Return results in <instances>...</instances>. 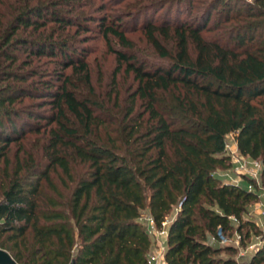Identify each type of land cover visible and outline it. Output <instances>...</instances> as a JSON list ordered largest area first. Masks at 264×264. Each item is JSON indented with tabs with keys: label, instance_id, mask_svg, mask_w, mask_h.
I'll return each mask as SVG.
<instances>
[{
	"label": "trees",
	"instance_id": "16d2710c",
	"mask_svg": "<svg viewBox=\"0 0 264 264\" xmlns=\"http://www.w3.org/2000/svg\"><path fill=\"white\" fill-rule=\"evenodd\" d=\"M70 1L18 0L6 20L0 17V247L23 264H150L144 213L161 228L175 210L167 264H239L222 252H236L239 246L228 241L236 232L242 241L249 236L243 228L254 225L246 215L260 186L244 175L256 186L250 190L220 171L232 165L227 136L233 133L239 152L260 161L264 189V25H209L221 2L232 10L227 0H211L198 24L143 26L168 63L149 65L111 46L118 68L125 65L138 81L125 137L116 139L104 136L111 125L94 102L70 87L74 73L90 80L84 52L75 59L76 41L42 29L48 22L74 24L60 8ZM250 5L252 15L264 17V0ZM102 26L131 49L121 25ZM215 29L217 35H207ZM57 54L53 77L24 69ZM37 73L41 78L31 81ZM164 93L172 99L164 101ZM27 98L55 110L39 148L27 140L39 126L32 119L49 117ZM64 105L82 130L69 124ZM60 169L70 181H54ZM247 264H264V243Z\"/></svg>",
	"mask_w": 264,
	"mask_h": 264
},
{
	"label": "rangeland",
	"instance_id": "374dc122",
	"mask_svg": "<svg viewBox=\"0 0 264 264\" xmlns=\"http://www.w3.org/2000/svg\"><path fill=\"white\" fill-rule=\"evenodd\" d=\"M18 0H0V17H8L11 6ZM21 1V0H19ZM177 1V2H174ZM71 0L69 4L63 3L60 6L63 11H66L71 16L74 24L66 29L58 27L59 24L55 22H48L46 33H53L55 37L71 38L76 41V56L75 59L84 52V59L87 61L88 69L90 71V80L84 78V72L80 74H72V89H74L80 98H86L93 101L96 107V112L102 115V117L111 125L109 132H105L104 136H115L116 139L125 137L126 115L130 107V103L133 97V93L137 88L138 81L134 78L132 73L125 70V65L120 69L118 68V60L115 52L112 50L113 46L117 50H122L127 53H134L141 59L151 65L155 62L168 63L166 58H162L156 48L150 43L146 29H142L144 25L158 24V25H173L181 20H186L189 23L198 24L201 20L203 10L207 8V5L211 0ZM232 7L230 14L225 6L226 2H221L219 6L212 11V16L209 25H264V17H257L249 12L250 4L256 2V0H227ZM18 3V2H17ZM16 3V4H17ZM4 20V21H5ZM218 22V23H217ZM105 23L121 25L126 30L128 38L132 41L131 49L127 48L117 37L112 34L108 36L104 33L102 25ZM79 27V28H78ZM79 31V33L77 32ZM33 30H28L26 34H33ZM38 32V31H37ZM220 30L215 29L207 35H217ZM225 39V37H224ZM20 53L23 59L26 57V53L15 51ZM51 56H43L41 59L35 58L33 65H28L24 69H35V71H41L45 73L46 77H53L50 72L56 67V59H62L60 55L50 58ZM59 57V58H58ZM60 67V66H59ZM68 75L72 73V67L69 66L64 70ZM40 74L33 76L32 80H39ZM57 84L60 81L56 80ZM164 101L172 99V95L164 93L161 95ZM33 109L39 111L44 117L49 118H33V123H39L35 131L29 132L27 140L32 143L31 146L39 148L44 143V138L50 127L55 124L51 121L53 113L55 112L51 104H45V100L40 98H27L25 100ZM140 109V108H139ZM143 109V107L141 108ZM64 110L67 116L69 124L76 128H81L82 125L77 117L72 114L66 105ZM40 130H37V129ZM118 141V140H117ZM236 140L234 134L230 133L227 136V150L231 155L232 165L220 173L225 176V179L238 178L246 174L244 167H249L251 162L248 161L250 157H241L240 153L236 150ZM29 146V147H31ZM16 146L13 145L10 152L11 156L16 151ZM240 157L239 160L236 158ZM76 175H80L83 172L82 166L76 168ZM227 176V177H226ZM54 181H63V179L69 180L61 169L59 173H52ZM70 181V180H69ZM254 205L249 207L247 217L253 218ZM175 210L172 211L167 217L163 226L159 228L155 223H150L148 217L149 213H144V219L149 225V232L152 237V246L149 256L157 255L156 264H163L165 260V251L167 248L168 227L175 215ZM254 221V220H253ZM247 230L250 231L249 236L243 238L242 243H236L235 239L232 242L237 247L236 252L223 251V255H236L239 260V264H247L251 252L246 253L245 256L241 254L250 243H256L258 241H264V228L259 222L254 221V225L250 227L245 225L243 233ZM237 234V233H236ZM234 234L233 237H236Z\"/></svg>",
	"mask_w": 264,
	"mask_h": 264
},
{
	"label": "built area",
	"instance_id": "2783aa9c",
	"mask_svg": "<svg viewBox=\"0 0 264 264\" xmlns=\"http://www.w3.org/2000/svg\"><path fill=\"white\" fill-rule=\"evenodd\" d=\"M241 157H243V158L245 157L246 158V156H244V155L241 156ZM236 159L239 160L240 157H237ZM239 161H241V160H239ZM248 161H250L251 162L250 164H253V165H250V168H249L247 166V164H246L247 162L243 161L245 163L244 165L247 166V167H244L245 168L244 170L246 171L247 174L250 175V177L254 178L256 180V182L259 184L260 188L258 189V191H259V195L261 196L262 194H264V189H263V187L261 185V180H260L261 179L262 165H261L260 161L257 160V159L250 158ZM241 165H243L242 161H241ZM248 188L250 190H253V189H256V186H255V184L250 183L248 185ZM148 220L150 221L151 224L154 225L155 221H154V219H153V217L151 215L148 217ZM236 233H237L236 237H233V238L229 239L228 241L232 242V240L235 239L236 243L239 244V242H240V240L242 238V235L240 233H238V232H236ZM260 245H262V241H258L256 243H250L249 246L245 250H243V252H241V254L243 256H245L246 253H244V252H249V251L251 252L250 254H253L254 252H256L258 250ZM251 256L252 255H250V257ZM156 260H157V255H152L149 258L150 264H156V263H154V261H156ZM163 262L165 263V260Z\"/></svg>",
	"mask_w": 264,
	"mask_h": 264
},
{
	"label": "crops",
	"instance_id": "0c3cea01",
	"mask_svg": "<svg viewBox=\"0 0 264 264\" xmlns=\"http://www.w3.org/2000/svg\"><path fill=\"white\" fill-rule=\"evenodd\" d=\"M236 150L239 152L237 145H236ZM240 156H243V155L241 154ZM244 175L250 176L247 173L244 174ZM244 175H242L241 177L239 176L237 179L236 178H232V179H227V180L238 182V183H243V184H246L248 186L250 184V182L246 181ZM252 215H253V218H254L253 220L256 221V222H259L260 224H262L263 228H264V194H262L260 196V199L255 203ZM263 243H264V241H262V244ZM249 258H250V256H249ZM163 264H167L166 261H165V263L163 262Z\"/></svg>",
	"mask_w": 264,
	"mask_h": 264
},
{
	"label": "water",
	"instance_id": "95a60500",
	"mask_svg": "<svg viewBox=\"0 0 264 264\" xmlns=\"http://www.w3.org/2000/svg\"><path fill=\"white\" fill-rule=\"evenodd\" d=\"M0 264H23V263L17 261L7 249L0 247ZM70 264H74V261H72Z\"/></svg>",
	"mask_w": 264,
	"mask_h": 264
}]
</instances>
